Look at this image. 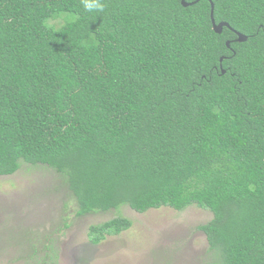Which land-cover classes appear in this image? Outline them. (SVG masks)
Wrapping results in <instances>:
<instances>
[{"label":"trees","instance_id":"obj_1","mask_svg":"<svg viewBox=\"0 0 264 264\" xmlns=\"http://www.w3.org/2000/svg\"><path fill=\"white\" fill-rule=\"evenodd\" d=\"M22 164L78 217L208 211L215 264H264V0H0V176Z\"/></svg>","mask_w":264,"mask_h":264},{"label":"rangeland","instance_id":"obj_2","mask_svg":"<svg viewBox=\"0 0 264 264\" xmlns=\"http://www.w3.org/2000/svg\"><path fill=\"white\" fill-rule=\"evenodd\" d=\"M59 21H50L58 26ZM61 176L22 164L0 176V264H215L198 226L212 214L191 206L139 214L127 206L78 217ZM126 218L131 227L93 245L91 226Z\"/></svg>","mask_w":264,"mask_h":264},{"label":"water","instance_id":"obj_3","mask_svg":"<svg viewBox=\"0 0 264 264\" xmlns=\"http://www.w3.org/2000/svg\"><path fill=\"white\" fill-rule=\"evenodd\" d=\"M198 1H200V0H195L194 2L188 3L185 0H180V3L183 7H188V6H191L193 4H196ZM210 9H211L210 10V21H211L212 30L214 31V33L215 34H221L224 27L230 29V27L227 23L221 22V23L216 24L214 21V18H213V4L210 5ZM233 32L236 34V37H237L235 40L236 42L242 43V42H245L247 40L246 36H244L240 33H237L235 31H233ZM226 46L229 47V42H226ZM219 62L220 63L222 62V58H220ZM222 73H224V71H222Z\"/></svg>","mask_w":264,"mask_h":264},{"label":"clouds","instance_id":"obj_4","mask_svg":"<svg viewBox=\"0 0 264 264\" xmlns=\"http://www.w3.org/2000/svg\"><path fill=\"white\" fill-rule=\"evenodd\" d=\"M86 7H88L89 9H91V8H93V7H95V8H101L102 6H101V5H98V4H95V3H93V4H86Z\"/></svg>","mask_w":264,"mask_h":264}]
</instances>
